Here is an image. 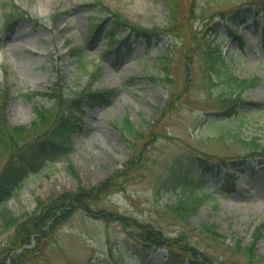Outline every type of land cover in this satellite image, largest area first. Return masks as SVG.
I'll return each instance as SVG.
<instances>
[{"label": "rangeland", "instance_id": "obj_1", "mask_svg": "<svg viewBox=\"0 0 264 264\" xmlns=\"http://www.w3.org/2000/svg\"><path fill=\"white\" fill-rule=\"evenodd\" d=\"M259 2L264 5V0H181L174 20L161 0H0V102H5L9 125H29L35 104L49 108L53 104L49 96L28 101L22 94H50L56 82L64 93L82 92L86 86L91 91L112 90L107 103L83 105L66 158L48 161L44 167L31 163L22 172L13 168L16 159L0 160V183H15L6 202L10 214L22 222L33 214L37 199L45 201L77 186H98L124 170L136 145L138 171L119 175L115 191L88 203L90 215L76 208L50 232L31 238L26 246L32 253L25 264H168L166 250L148 248L142 236L120 223L118 216L146 222L167 238L186 236L182 242L187 240L198 249L201 260L209 255L245 264L241 252L257 234L254 254L264 260V158L248 160L242 167L235 160L225 169H216L208 161L199 174L191 173L195 184L186 186L185 194L165 188L185 149L192 147L227 162L234 160L229 157L246 155L247 145L235 139V133L243 141H264V22L254 12ZM12 9L22 16L6 26L5 17ZM241 11L243 24L238 25L235 15ZM112 13L145 29L153 36L151 42L133 39L131 29L122 24L112 29L122 42L110 46ZM225 14L231 17L224 20ZM90 24L101 27L94 41ZM227 26L238 27L242 50L231 35H225ZM215 41L239 78L260 79L242 94L258 107L243 104L231 118L217 116L215 98L225 88L210 75L206 62ZM78 52L85 65L82 72H78ZM163 55L170 61L171 89L148 80L162 73L158 57ZM97 66L98 79L91 81L90 73ZM125 117L145 137L151 125L153 138L132 143L116 127ZM213 120L223 123L215 125ZM183 163L186 168L198 165L188 159ZM70 166L73 172L68 171ZM226 173L235 175L224 191ZM199 175L212 194L183 223L172 217L169 208L190 190L199 189ZM201 226L215 231L218 243L200 236ZM13 231L4 229L0 219V253L15 247L10 242ZM14 254L9 253L8 259Z\"/></svg>", "mask_w": 264, "mask_h": 264}, {"label": "trees", "instance_id": "obj_2", "mask_svg": "<svg viewBox=\"0 0 264 264\" xmlns=\"http://www.w3.org/2000/svg\"><path fill=\"white\" fill-rule=\"evenodd\" d=\"M161 1L169 10L171 18L174 19L175 14L178 12L179 2L181 0ZM96 3L99 4V2ZM242 6L244 5L242 4L241 7ZM263 6L264 5H260V2L256 3L254 6V12L255 16L260 17L264 22ZM100 9L107 10L102 7ZM237 9H240V6ZM241 13L243 12H238L235 15L236 17L238 16L239 25L243 24V19L240 16ZM19 16L22 15L18 11L8 13L5 17L6 25H10V23L14 22ZM113 17L114 22L112 23L111 28L123 24L131 29L135 38L141 37L148 42L153 38L152 35L140 26L127 23L118 13L113 14ZM227 17L231 16L225 14L223 19L225 20ZM217 25L218 22L214 24V26ZM100 28L101 27L97 24H90L89 32L96 35ZM226 29L229 33L230 28L227 26ZM236 30L237 27H234L231 31L236 32ZM234 39L238 42V46L241 49V46L243 45L242 41L238 38ZM114 40L115 37L113 36L112 41ZM70 50L73 51L72 48H70ZM158 61L162 73L160 75H150L148 76V80L153 84L171 89L172 80L168 56H159ZM206 62L207 66L211 69L210 75L216 77L217 80H220L225 88V90L215 98L214 107L216 109L215 111H218L217 116L220 115L223 119L231 118L238 114V109L243 104L257 106L254 102H247L242 94L245 90L259 84L260 79L256 77L239 78L232 71L228 62L224 60L222 53L216 46V42H214ZM77 63L79 64L78 72H82L85 65L79 54L77 56ZM98 71L99 69L96 68L94 72L90 73L91 81H96L98 79ZM95 72L97 73V76L92 75ZM61 87L62 85L59 86L56 82L53 84L50 94L39 92L22 94V97L28 101H32L39 96H49L50 99L53 100V104L49 108L36 104L33 106L34 119L29 125H9L6 120L4 106L2 105H5V102H0V160L4 157L16 159L17 163L13 164V168L22 171L21 169L31 163L41 166L50 159L55 160L58 157L66 158L72 150L70 135L75 129L76 116L74 113L81 108L82 100L85 99V101L91 106H100L107 102L112 94V90L110 89L91 91L88 88L89 86H86L82 92L64 93V90L61 89ZM174 96L175 95L172 93L169 102L173 100ZM158 111L160 113L162 112L161 109ZM163 111H170V109L165 108ZM212 123L220 125L223 123V120H218L216 122L213 120ZM145 124L147 125V123ZM150 126L151 125H147L149 133L148 136L145 137L134 127V124L127 117H125L120 124L116 125L120 131L126 132L127 137L132 140V143L141 141L144 138L147 140L152 139L153 130H150L152 129ZM163 136L169 139L168 136ZM234 138L247 145L246 155L229 157L238 159L240 161L238 164H243V161L247 158L264 157V141L260 142L259 139L256 138H252L249 141H243L241 140L239 133H235ZM134 145L135 144L131 147L132 155L126 162L123 171L116 173L114 176H111L105 182L96 187L86 189V187L77 186L74 190L64 191L45 201L37 199L36 209L33 214L26 216L22 222H19L18 218L12 216L6 207L7 199L14 190L15 183L11 182V184L8 185L7 181H2L0 183V219L4 229L14 230L12 237H10V242L11 245L15 247L11 249L5 248L1 251L0 255H4L0 256V264H25L32 253V251L26 248V244L29 243V240L31 238L37 239L44 236L45 232H50L59 224V222L66 221V219L71 216L74 209H82L84 214L90 215L92 211L89 209L88 203L97 202L107 193L115 191L119 187V182L117 180L119 175H124L125 173L133 171L135 174L138 171V167L135 163L136 157L133 154L135 153ZM186 159L198 161V165L186 168V164L183 163ZM225 160L226 158L218 159L214 156H204L192 147L185 149V153L179 155L176 163L173 165L174 172L172 182L166 183L165 188L169 191H171V189L173 191L180 189L181 192L184 193L187 191L186 188H188L186 186L193 183L195 184V182H193L194 179L192 178L194 176L191 173H199L208 161H212L216 169L221 167L225 168L227 166ZM10 166L11 165H8V167ZM68 171L73 172L72 166H70ZM188 175L192 176L189 177ZM232 175H234V173ZM232 175L226 174L223 181V189H227L230 185L229 183L232 180ZM197 178L199 182L197 188L200 189L190 190V193L179 198L176 204L169 208L172 217H176L177 220H180L183 223L187 222V219L197 212L200 205L211 193L206 188H203L204 181L201 176H198ZM189 179L191 180L189 181ZM204 191H207L208 193H205ZM117 219L123 225L126 224L127 226L133 227L137 231V234L140 237L142 236V239L148 243L146 244L148 247L162 248L166 250L167 255L165 259L168 264H237L223 261L221 259H213L209 255L205 256V260H201L198 249L194 250L187 240L182 242L186 237L184 235L171 239L167 238L158 229L146 222H139L134 220V218H126L123 216H118ZM197 230L200 236L218 243L217 240L219 237L215 231L204 226H201ZM257 240L258 236L257 234H254L247 250L237 252L244 254L245 264H264V260L257 258L254 254V246ZM39 249H41V247H39ZM17 250H20L19 253L14 254V251ZM11 252L14 255L12 258L8 259L9 253Z\"/></svg>", "mask_w": 264, "mask_h": 264}]
</instances>
